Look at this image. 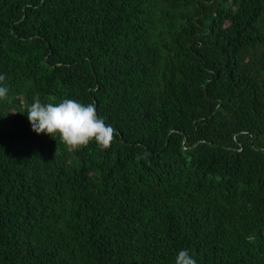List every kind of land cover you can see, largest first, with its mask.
<instances>
[{"label": "trees", "instance_id": "obj_1", "mask_svg": "<svg viewBox=\"0 0 264 264\" xmlns=\"http://www.w3.org/2000/svg\"><path fill=\"white\" fill-rule=\"evenodd\" d=\"M0 264H264V0H0ZM95 103L108 148L27 106Z\"/></svg>", "mask_w": 264, "mask_h": 264}, {"label": "clouds", "instance_id": "obj_2", "mask_svg": "<svg viewBox=\"0 0 264 264\" xmlns=\"http://www.w3.org/2000/svg\"><path fill=\"white\" fill-rule=\"evenodd\" d=\"M4 81L5 75L0 73V100L9 93ZM26 115L35 133L52 137L58 134L61 141L73 150L93 141L106 149L116 135L113 125L98 115L95 103L85 104L71 98L45 103L35 96L27 106ZM173 264H198V261L190 249L182 248L175 254Z\"/></svg>", "mask_w": 264, "mask_h": 264}]
</instances>
